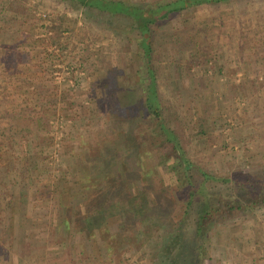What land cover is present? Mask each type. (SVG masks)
I'll list each match as a JSON object with an SVG mask.
<instances>
[{
    "label": "rangeland",
    "instance_id": "374dc122",
    "mask_svg": "<svg viewBox=\"0 0 264 264\" xmlns=\"http://www.w3.org/2000/svg\"><path fill=\"white\" fill-rule=\"evenodd\" d=\"M153 30L162 117L181 136L187 156L214 176L243 178L264 171V0L192 6ZM3 31L0 82L13 72L19 75L16 84L27 81L23 87L54 89L56 96L45 101L56 108L41 131L47 140L42 143L33 130L29 136L30 146L37 148L39 141L44 148L38 176L21 183L17 168L6 178L0 174L1 201L6 184L15 192L10 215L0 213V264H168L160 252L171 230L164 225L144 228V235L122 232L119 218L111 217L102 224L104 233L92 226L80 229L65 213L93 192L90 174L94 165L102 167L97 156L106 145H122L117 125L126 126L122 107L130 103V90L142 95L144 69L130 22L62 0H0ZM13 39L20 46L11 50ZM5 151L0 145V154ZM122 158L112 167L122 168L129 181L139 166L132 156ZM154 164L151 151L141 156L142 168ZM162 173L158 169V178L170 182ZM23 183H28L24 192ZM188 234L183 229L174 240ZM206 236L202 264H237L233 258L250 250L263 259L252 264H264V206L225 215Z\"/></svg>",
    "mask_w": 264,
    "mask_h": 264
},
{
    "label": "trees",
    "instance_id": "16d2710c",
    "mask_svg": "<svg viewBox=\"0 0 264 264\" xmlns=\"http://www.w3.org/2000/svg\"><path fill=\"white\" fill-rule=\"evenodd\" d=\"M62 1L80 8L95 9L130 22L131 28L137 32V44L144 69V76L141 78L144 83L142 95H135L131 89L130 103L122 107L126 114L122 120L126 126L122 122L117 125L122 126V129L118 128L124 140L122 145L118 148L117 145L112 148L106 145L103 153L97 156L102 167L97 169L94 165L90 174L89 180L93 179L96 183L93 192L82 202L76 203L71 210L64 208L68 211L65 213L80 229H83V226L87 229L92 226L96 230L105 231L103 225L111 217L119 218L121 231L130 229L138 233L142 230V235L146 233L144 228L164 225L165 230H171L166 236L167 240H163L160 252L162 257H166L168 264H202L205 259L206 234L218 220L227 214L252 211L264 206V171L253 172L243 178L214 176L197 167L187 156L181 136L168 126L162 117L160 91L152 64L155 44L153 27L172 13L196 5H217L227 0H155L148 4L132 0ZM5 35L7 33L4 31L0 32V36ZM11 36L13 35H9ZM17 38L19 39L18 36ZM16 41L17 39L9 41L11 50L20 46ZM2 65L3 61L0 62V70ZM18 76L9 72L2 76L3 80L0 82V145H4L8 150L5 151L7 154H0V161H3L0 174L6 178L8 170L17 168L20 170L22 183L38 176L37 168L43 162L44 148L41 144L47 140V134L43 136L41 131H46L48 113L56 108L49 106L51 103L45 100L54 98L56 93L54 89L42 92L31 85L23 87L26 80L16 84ZM36 97H40L45 104L36 102ZM142 127L145 129L140 132L138 129ZM31 130L37 133V138H44L42 143L37 141V148L30 146ZM148 150L153 153L155 164L144 169L140 165L141 156ZM121 155L124 157L122 161L132 156L134 165L139 166L130 172L129 181L125 179L127 173L122 168L114 170L112 167V162H116ZM155 167H158L162 174H168L171 181L164 183L158 178V169H153ZM216 182L226 184V187L217 188ZM27 184L23 183L20 190L24 192ZM3 191L5 198L3 197L2 202L0 193V213L3 211L9 216L15 192L8 184ZM177 204L180 205L179 211L174 215ZM26 218L29 221V217ZM183 229L189 233L187 238L175 241ZM175 250L177 254L169 256L170 252Z\"/></svg>",
    "mask_w": 264,
    "mask_h": 264
},
{
    "label": "crops",
    "instance_id": "0c3cea01",
    "mask_svg": "<svg viewBox=\"0 0 264 264\" xmlns=\"http://www.w3.org/2000/svg\"><path fill=\"white\" fill-rule=\"evenodd\" d=\"M233 259L237 260V264H252V263H258L263 260L262 254L260 256H256L254 252H252L251 250L247 252H242L241 254L237 255ZM229 260L230 259H227V261ZM228 263H230V261Z\"/></svg>",
    "mask_w": 264,
    "mask_h": 264
}]
</instances>
